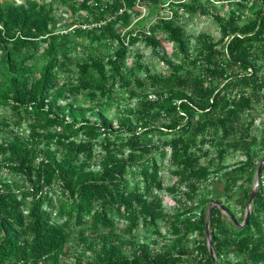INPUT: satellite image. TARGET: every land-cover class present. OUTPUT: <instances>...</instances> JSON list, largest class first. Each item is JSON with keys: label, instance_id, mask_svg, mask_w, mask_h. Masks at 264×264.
<instances>
[{"label": "trees", "instance_id": "1", "mask_svg": "<svg viewBox=\"0 0 264 264\" xmlns=\"http://www.w3.org/2000/svg\"><path fill=\"white\" fill-rule=\"evenodd\" d=\"M124 1L133 8L135 0ZM151 1L156 4V0ZM260 1L241 25L235 8L224 16L210 13L219 25L220 37L202 41L199 52L190 57L188 39L180 25L160 19L148 27L149 34L119 33L112 25L127 24L126 10L97 24L108 14L106 4L80 0V8L91 15L84 24H96H81L72 32L88 33L93 39L117 45L109 58L90 56L83 62L73 61L74 54L64 47L70 33L55 32L54 17L44 5L33 0L0 2V123L20 126L31 118L27 135L13 132L0 142V170L22 177L27 184L19 190L0 189V264H59L71 236L84 242L88 232L114 231L123 224L130 233L140 224L156 225L166 216L160 199L163 180L158 163L165 157L177 177L166 189L173 193L184 186L182 204H191L174 214L182 226L172 224V232L179 242L195 232V253L190 254L182 243L154 251L147 242L130 240L131 252L126 254L118 239L104 235L98 249L94 242L89 244L95 251L93 263L215 264L205 230L208 204L214 197L195 200L194 196L201 181L224 171L228 150L239 146L244 148L245 160L226 171L222 190L215 197L228 215L213 205L209 235L218 263L264 264V164L248 220L242 226L235 223L244 220L254 163L262 159L260 152L264 155V118L259 151L250 148L256 135L245 141L254 116L244 118V112L256 101L264 100V0ZM120 4L114 0L112 11ZM186 11L209 13L200 4H191ZM160 31L164 39L176 44L179 61L172 63L166 58L161 39L156 37ZM139 40L171 67L163 77L137 63L157 93L141 99L136 109L128 111L141 129L129 121H122L123 128L114 129L100 110L96 113L100 120L86 117L87 110L110 99L116 82L124 88L129 85L123 76V62L128 48ZM38 45L46 58L39 75L18 67L16 61L8 62L20 50ZM65 64L76 66L77 77L76 81L60 84L58 76ZM187 65L192 68L186 69ZM135 82L143 83L138 79ZM80 96L95 99L97 105H81ZM2 111L9 115L1 116ZM148 121L164 122L147 125ZM124 133L126 139L119 140ZM237 133V140H227ZM156 135L171 137L153 143ZM43 141L47 146L39 147ZM95 142L102 150L97 163L91 161ZM51 144L57 146L56 150ZM206 144L215 148L214 155L204 149ZM235 187L242 191L234 201L243 214L239 217L222 201V192ZM230 254H236V259ZM75 260L74 264H82L80 257Z\"/></svg>", "mask_w": 264, "mask_h": 264}, {"label": "rangeland", "instance_id": "2", "mask_svg": "<svg viewBox=\"0 0 264 264\" xmlns=\"http://www.w3.org/2000/svg\"><path fill=\"white\" fill-rule=\"evenodd\" d=\"M37 5H44V7L51 12L54 17L53 29L59 33H70L69 36L64 40V47L68 50V53L74 54L73 61L83 62L90 56H99L104 59L109 58L115 51L117 45L115 42H106L102 40H96L91 38L88 33H73V29L78 27L88 19L91 18L90 12L80 8V0H33ZM104 5L106 4L107 13L112 14L110 5L113 4L114 0H98ZM121 4L117 7L118 11L123 8L122 12L126 10L129 14L127 24L123 25L120 22H116L112 25L115 32L125 33L132 31L135 34L137 31H144L149 34L148 27L157 22L160 19L165 21H172L174 24L180 25L183 29V33L188 39V54L190 57L195 56L201 49V42L214 41L220 37L219 25L211 16L210 13L214 12L222 16L226 15L230 8H235L239 18V25L253 15V10L261 4L260 0H156V4H152L151 0H135L133 8H128L124 0H119ZM2 3H27V0H0ZM94 3V2H93ZM191 4H200L203 8L209 10V13L202 14L197 11L189 13L186 11ZM175 8V9H173ZM122 12L118 13L121 14ZM107 15V14H106ZM156 37L160 40V47L165 52L166 58L173 62L180 60V55L177 51L176 44L172 41L166 40L165 34L160 31L156 34ZM128 57L123 62V68L125 69L124 77L129 81V85L124 88L121 87L119 81L115 84L114 94L104 101L101 106H94L93 110H87L85 116L90 119H98L100 117L98 110L101 111L102 115L106 118L107 122L111 124L114 129H120L124 127V122L129 121L137 129V121L133 120L132 116H129V110H134L138 107L141 99H147L155 97L157 95L156 90L151 86L143 75V70L137 65L140 63L142 66L148 67L151 73L160 74L166 76L170 73L171 67L169 64L158 59L152 52L149 46L145 45L142 40H139L134 46L128 48ZM3 52L0 50V58L3 57ZM20 59L24 60L20 62ZM16 61L17 66L24 69H29L32 75H39V69L42 64L46 61L45 56L42 53V47L31 46L24 48L14 54L8 62ZM192 68L187 65L186 69ZM62 72L59 73V83H68L70 80L76 81L77 72L74 64H65L62 66ZM135 79L141 80L143 83L137 85ZM235 92V91H234ZM238 92L235 93L237 95ZM238 96V95H237ZM78 103L83 106L91 107L97 105L96 100L80 96ZM3 112V111H2ZM9 115V112H3L1 116ZM254 116L253 124L249 129V137L256 135L257 140L250 144L252 150H260L259 136L263 130V118H264V100L256 101L252 109L244 112V118L248 119L250 116ZM131 119L129 120V118ZM20 126L10 125L5 127L0 123V142L9 138L11 133L15 132L21 136L27 135L28 124L31 122V118H26ZM164 121H148L147 125H162ZM243 123V120L240 121ZM127 134H121L119 140H125ZM171 135L162 136L156 135L152 139L153 143H161L164 139L170 138ZM238 133L231 135L227 140L238 139ZM45 141L41 142L39 147H46ZM56 145L51 144V149L56 150ZM204 149H208L210 155H214L215 148L211 144H206ZM169 153V149H167ZM102 150L99 142H95L93 145V156L91 161L97 163L101 157ZM3 157L0 154V159ZM260 157L264 158V155L260 152ZM259 157V158H260ZM245 160L244 148L239 146L236 149H229L227 155L223 160L225 165L224 171H220L217 175L209 176L206 180L201 181L198 184L199 192L196 193L194 199L198 197H214L211 200L220 201L218 198L219 192L222 190L224 184V176L226 171L232 169L238 162ZM254 168L252 170V189L256 183L257 178V164L258 159L255 160ZM159 173L163 180V189L160 192L161 204L166 213V216L157 220L156 225H139L130 233L127 232L122 224L116 227L114 231L105 230L98 233H87L88 237L86 241H78L76 235L71 236L67 242V252L64 257L60 260L59 264H74L76 257H80L82 264H94L95 251L90 248V242H94L96 249L100 247L101 238L105 235L107 239H118L121 242L123 251L126 254H130L131 249L129 241L133 240L136 243L147 242L154 251L171 248L174 245L182 243L186 247L190 254L195 253V239L198 237L195 232L188 233L184 236L180 242L177 241V236L172 232V224L181 227L182 224L179 220L174 218V214L181 213L182 209L189 207L191 204L187 202L182 204L184 186H179L177 191L171 193L166 187L173 184L177 177L172 173V168L169 164L168 158L159 160ZM95 166V164H94ZM96 169L97 166H96ZM10 187L14 190H19L27 187L24 179L13 173L0 170V189ZM241 188L235 187L231 192H222V201L227 202L230 205V209L233 213L239 217L242 212L235 205L234 201L236 197L241 194ZM217 197V198H215ZM181 199V202L178 201ZM210 200V201H211ZM209 201V202H210ZM183 205V206H182ZM226 214V213H225ZM227 215V214H226ZM243 215V214H242ZM245 215V210H244ZM180 218L182 215L179 216ZM229 219V218H227ZM243 219L239 222L242 223ZM210 233V232H209ZM236 254H230L231 259H236ZM184 264H191L190 261ZM220 264V263H218Z\"/></svg>", "mask_w": 264, "mask_h": 264}, {"label": "water", "instance_id": "3", "mask_svg": "<svg viewBox=\"0 0 264 264\" xmlns=\"http://www.w3.org/2000/svg\"><path fill=\"white\" fill-rule=\"evenodd\" d=\"M264 164V158L260 159L258 164H257V178H256V183L251 191V194H250V197H249V200H248V203L245 207V215H244V220L242 223H239V222H236L235 223L238 225V226H242L244 225L247 220H248V217L250 215V206H251V203L257 193V190H258V186H259V182H260V176H261V170H262V166ZM213 205H217L219 207L222 208L223 212L226 213L228 215V212L227 210L222 206L221 202L220 201H213L211 200L208 204V211H207V217H206V222H205V230H206V237H207V243H208V246H209V252L212 256V259L213 261L215 262V264H218L217 260H216V256L214 254V251H213V247H212V242H211V238H210V235H209V222H210V215H211V210H212V207Z\"/></svg>", "mask_w": 264, "mask_h": 264}, {"label": "built area", "instance_id": "4", "mask_svg": "<svg viewBox=\"0 0 264 264\" xmlns=\"http://www.w3.org/2000/svg\"><path fill=\"white\" fill-rule=\"evenodd\" d=\"M99 2H101V1H99ZM95 4H97V2H96ZM122 10H123V8H120L118 11H115V12L112 13V14L109 12V15L107 14V15L105 16V19L102 20L101 22L97 23V24H101V23H104L105 21H108V20H110V19H114L118 13L122 12ZM95 24H96V23H92V24H88V25H87V24H82V27H85V26H91V25H95Z\"/></svg>", "mask_w": 264, "mask_h": 264}]
</instances>
